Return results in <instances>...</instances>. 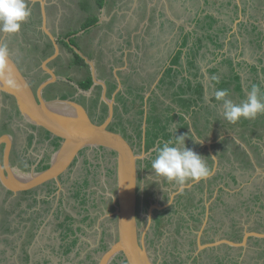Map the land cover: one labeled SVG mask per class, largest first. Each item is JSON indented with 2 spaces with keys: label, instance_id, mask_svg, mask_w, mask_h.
Segmentation results:
<instances>
[{
  "label": "rangeland",
  "instance_id": "obj_1",
  "mask_svg": "<svg viewBox=\"0 0 264 264\" xmlns=\"http://www.w3.org/2000/svg\"><path fill=\"white\" fill-rule=\"evenodd\" d=\"M220 1L209 2L203 8L202 2L195 0V21L198 18L201 20L200 23H195V30L201 28V31L205 33L221 32L222 39L228 36L231 30L228 24H234V20L238 17V10L235 13L236 10L228 7L227 0ZM233 1L245 6V16L250 15L252 21H257L256 17L259 16L258 28L263 34H261L262 36L259 39L261 43L258 46H263L264 0H256L257 3L253 0ZM207 13L214 15L215 22L211 28L205 26L206 29H204L202 25L208 17ZM207 22H211V19H208ZM59 23L61 30L65 29L66 23L63 22V19ZM39 26H41V20L36 18L31 11L30 17L22 24L19 32L11 34L0 32V41L16 57L31 78L37 81L36 83H41L42 79L49 77L43 69L42 62L49 58L53 52L52 46L49 43L45 44V41H49V36ZM170 26L171 29L174 27L172 24ZM239 26L237 25V31L239 28L243 31L244 27ZM255 34L256 32L247 31L245 35L241 36L240 40L235 39L237 35L232 37V43L236 46L244 45L245 56L248 54L247 57H250V59L256 54L250 49V46L255 44L251 41L254 39ZM143 36V40L141 39L142 36H139L138 40L142 42L141 46H145V50L140 49L135 55L130 56V66L137 70L136 75L134 78H122L125 89L116 94L118 95L116 100L118 107L114 111L115 123L112 126L113 130L119 131L124 136L126 135L130 141L136 142L135 151L141 156L138 164L140 178L137 216L141 231L148 225L147 213L150 205L159 203L165 208L169 204L171 194L181 186L175 181L169 182L166 178L156 175L151 168L152 160L156 157L163 142L172 140L175 144L176 135L185 136L184 143L179 145L180 147L187 146L193 150L195 122H198V118L202 117L201 111L196 113L193 109L195 104L184 105L183 103V98L195 97V83L192 84L191 78L182 79V81L181 78L176 81L173 78L174 81L172 84L169 83L170 86H168V81L165 78L164 81L160 82L155 92L152 93V99L149 101L145 99L144 95L149 91L147 88L155 82L160 74V62H163L166 57L169 60L171 54L174 53L172 49L175 46L176 37L170 33L168 28V47L165 50L163 48L160 50L159 46L163 45L166 38L164 33L160 34L158 30L152 28ZM84 37H86L85 34L78 35L76 41L83 43ZM88 37L91 38L93 43H91V48L85 47L86 51H90L98 63L103 64L105 63L103 60L107 56L110 55L115 58V55L119 53L116 51L115 54L114 51L110 50L107 42L96 44L94 42L96 37L102 39L100 34H92ZM115 38L121 39L118 35ZM76 41L75 43H77ZM111 45L116 46L113 41ZM69 46L72 47L73 45ZM213 49L211 47L208 51L211 57ZM203 52H206L205 48L198 51L197 54ZM230 52L232 54L238 53L233 48ZM259 53L263 55L261 63L264 65V48ZM60 55L55 58L56 60L47 63V66L58 71V78L64 79L65 82L68 74H72L74 81L83 77V74L77 72L81 66L75 63L74 55L64 44L61 45ZM115 62L116 67H122L120 60ZM222 72H227V68H222ZM121 76L124 77V74H121ZM109 79L114 81L116 78ZM180 81L181 83L177 85L176 82ZM66 87L68 88L67 84ZM115 90L116 86L112 85L109 96ZM215 91L216 89L210 88L201 102L202 105L210 104L211 118L222 116L223 111L222 102L215 99ZM55 93H64L63 88L58 87ZM83 93L88 97L91 92L83 91ZM139 95L142 97H139ZM80 100L85 102L87 99L82 97ZM3 106H7L5 100L4 104L0 101V112H2ZM172 106L176 108L171 110L170 107ZM95 107L94 104L91 105L93 118L103 121L107 115V108L104 107L103 114L99 116ZM152 108L155 110L151 111ZM8 110L3 109L4 116L9 117L11 115ZM174 114L176 115L175 118L170 119L172 121L164 125L165 121H168V118ZM8 117H6V120L9 119ZM146 134L149 136V140L152 137L154 140L149 141L150 143L143 149L139 141L143 140ZM27 135L29 136V134ZM211 136L216 137L217 135L214 133ZM258 143H260V146L256 148V159L258 160L259 170H252L247 166L243 160L245 158L240 153H236L238 157L234 162L223 161L227 159V156H224L221 162L218 159V169L215 175L207 180L195 183L194 187L186 194L175 196L174 203L170 204L171 206L167 210L163 211L162 208L160 211L155 212L145 233V242L156 263L264 264V242L262 239L250 238L246 247H235L234 249L227 245H219L216 248L199 250L196 241L197 232L203 226L206 207H209L211 211L207 226L203 228V243L222 238L240 241L245 230L264 231V135L258 140ZM233 144L230 139L222 140L216 143L215 149L220 153H226L228 147L235 148ZM205 149L204 146L202 150ZM203 151L200 154L206 161L208 156L203 155ZM53 152V149L50 150L49 155L46 156L47 164L51 162ZM81 154L84 157L77 165L82 169H77V166L73 165L72 174L75 176V181L79 180L81 185L84 184L82 187L89 185L87 195L85 196L84 193L77 190V187H80L79 183L72 185L69 179L64 180L63 183L61 182V186L58 185L60 188L57 190H55L54 181L51 182L49 186V191L52 192L50 201L46 200L38 204L41 210H34L35 213L30 214L34 224L33 232L29 235V239H26L23 249L20 250L17 247L15 251L8 252L10 260L12 259L17 264H98L102 253L117 238L115 233L116 216H112L115 210L114 196L117 189L116 155L108 153L105 156L99 150L89 151L87 149L82 150ZM89 157L97 162L93 163L94 174L96 175L94 177L83 169L85 166H89V160H87ZM206 163L211 172L215 167L214 162L209 159ZM88 175L90 181L84 182ZM191 181L196 180H188L184 185ZM18 199L22 200L23 197ZM83 200L84 202L81 203ZM37 203H31L29 208L33 209L32 207L35 206L37 208ZM7 208L11 209L9 205H7ZM7 208L5 199L0 200V264H3V261H8L2 247L5 246V238L9 236L4 235L6 232L1 230L6 225L3 217L4 213L7 212ZM18 211L19 207H15L7 215L8 218L11 215L9 232L12 231L22 236L25 234V226H22L21 221L17 222L16 220L15 215ZM19 236L16 238H19ZM111 264L126 263L121 256H118Z\"/></svg>",
  "mask_w": 264,
  "mask_h": 264
},
{
  "label": "crops",
  "instance_id": "obj_2",
  "mask_svg": "<svg viewBox=\"0 0 264 264\" xmlns=\"http://www.w3.org/2000/svg\"><path fill=\"white\" fill-rule=\"evenodd\" d=\"M199 1L202 2L203 8L209 2H213V3L216 2V0H199ZM227 1L229 5L228 7H232V9L236 10L235 13H237L238 10V17L234 20L233 25L228 24L231 30L228 36L227 37L225 36L224 39H222L220 36L221 32L214 31L219 36V38H217L218 42L222 43L221 47H217L216 42L214 43L209 40L208 41L205 40V42L200 41L203 32L201 31V28L200 30L199 29L195 30V23L201 22L199 18L197 19V21H195V0H104L103 3L100 2L99 0H26L27 4L29 5L28 7L31 9L32 13L36 16V18L41 20V26H39L40 29L47 36H49L48 32L43 27L44 24L46 25L47 30L53 36L56 37L60 50H61V45L63 43L64 45L65 43H68L69 45H73L72 47L70 46L73 49L77 47V49L80 50L82 55L86 56L89 60L93 62L95 71L97 68L96 67L97 59L93 57L90 51H86V48H91V43H93L91 41V38L89 39L88 36H91L92 34H96V35L100 34L102 36L101 37L102 39L96 37V41H94L96 44L99 43L103 44V42L104 43L107 42V46L110 50L114 51L115 54L116 51L119 52L117 55H115L116 59L109 55L106 57L105 60H103L105 62L103 63V65L105 66L101 64V66H103V70L105 69L104 74L110 71L109 75L111 73L112 76L116 78L115 80L117 82L114 80L112 84L116 86V90L114 91L115 95L119 93V91L121 92L125 89L124 81L122 80V78H134V76L136 75L137 70L133 66L132 67L130 66V58H131L130 56L135 55L136 52L140 49L145 50V46L144 45L141 46L142 42L138 40L139 36H142L141 39L143 40L144 38L143 34H145L148 30H152V28H155L156 30L159 31L160 34L164 33L166 36L163 45L159 46L160 50L162 48L165 50L168 47L167 35L169 28L170 33L174 34V36L176 37L175 39L176 43L172 49L174 50L173 51L174 53L171 54L169 60L166 57L163 62H160V66H161V70H159L160 74L158 73L159 76L157 77L155 82L150 84V86L147 88L149 89V91L144 95L145 99L146 100L148 99V101L152 99L151 95L152 93L155 92L157 87H159L160 82L164 81L165 72L168 69V67L171 66L172 59L176 55H180V57L178 62H176L173 65L174 68L179 70V74L175 79L177 80L178 78H181L182 81V79L191 78V80L193 81L192 84L194 85L195 81L199 80L197 78L200 79L203 78L205 84V94L208 93L210 88H212L211 86L214 84V82L212 83V79L214 77H218V75L225 76L230 74V68L232 66L227 61L226 62L223 61L227 59L228 56H231L233 66L235 67L236 70L240 72L243 85L244 83L251 84V80L249 81L247 72H249L254 66H257L258 68L263 66L260 65L262 62L261 60L262 54L259 52L260 50H263L264 45L259 47L258 42H256L255 39L254 41L251 40L252 43L255 42V44L253 46H250V49L256 53L255 55H253L251 60L250 57L249 58L247 57L248 54L247 56H245L246 52L244 53V47H243L244 45L241 44L236 46V44L232 43L233 41L232 37L237 35L235 39L240 40L242 38L241 36L245 35L247 31L250 32L253 31L256 33L259 31L261 32V30L258 28L259 16L256 14L257 21H252L250 19V15L245 16V10H246L245 6H241L237 2L235 3L233 0H227ZM253 1L256 2V0ZM218 2L221 1L218 0ZM256 3L254 4L256 5ZM44 12H45V17H44ZM207 15L209 16L212 14L207 13ZM212 16L214 17V15ZM62 19L63 22L66 23V25H65V29L61 30L59 22ZM92 20H94V22L91 25L85 27V24L88 21H92ZM170 24L174 26L172 27V29L170 28L171 27ZM237 25H240L239 27L243 26L244 27L243 31L241 28H239V30L237 31L236 29ZM81 34L86 35V37H84L85 40L83 43L76 41V37H78V35ZM117 35L120 36L121 39L115 38V36ZM75 41L77 43H75ZM112 41L115 43L116 46L111 45ZM198 42H203V44L199 45L197 44ZM207 42H209L210 44H208ZM47 43H49L53 48V43L51 38L49 39V41H45V44ZM199 46H202L200 47L199 51L205 48L206 52L197 54L195 51L198 49ZM211 47L214 48L211 54L212 57L209 55L208 52L211 49ZM232 48L235 50V52L237 51L238 53L232 54L230 52ZM215 53L216 55H214ZM118 60L122 62V67L119 66L116 67L115 61ZM191 61L194 62L193 63L194 67H191V65H189V62ZM224 67L227 68V72H222V68ZM121 74H124V77L121 76ZM259 77H262L261 73L259 74ZM245 78L246 81L244 82ZM166 79L168 81V78ZM181 81L176 82V84L179 85ZM147 86L148 84L146 85V87ZM168 86H170V84ZM175 108H176L175 106L170 107L171 110ZM150 110L153 111L155 109L152 108ZM173 116L176 115L174 114ZM217 128L218 130L216 131V135H217L216 137L211 136V134H214V132L207 133L206 135L204 133V136L203 135L200 136L199 134H197V132H195V135L193 136L195 137L194 139L197 142H199L200 144L199 148H201V150L204 148V146L206 147V152L209 154L208 159L211 158L212 161L214 162V159L212 157V152H213L218 157L220 162L223 160L224 156H227V159L223 161L234 162V160L238 157L236 153L238 154L240 153L241 156H244L245 153L249 156L250 161H252L253 158L257 164L258 161L256 159L257 150H255L252 144H258L260 146V143H258V140H260V138L255 137L254 135L250 134L248 131L246 130L244 131L243 128H239V127L229 128L232 130H228L226 127L224 128L217 127ZM23 129H24V133H26L25 131L26 128L24 124H23ZM223 130H228V131H223ZM3 132H7V131H3ZM222 132H224L223 134H226V137L221 139L220 137L223 135L221 134ZM4 134L10 135V133H4ZM249 135H252L253 137L250 138ZM10 138L12 139V137ZM31 138H30L32 140L31 143H33V146L31 145L30 149L32 150L33 147L37 144L36 142L37 138H34L33 136H31ZM225 138L230 139V141L234 143L233 145L235 148L231 149L230 147H228L226 153H220L215 149V145L217 142H220ZM153 140L154 139L152 137L150 141L152 142ZM205 142H212V143L210 146H208L205 144ZM19 147H20V143L17 145V148ZM193 147L195 150V143ZM55 150H57L56 147ZM245 150L247 151V153ZM208 159L206 158V162L209 161ZM18 162L19 160L17 158L16 162L14 163V165L16 166L15 168H19V164L21 163ZM35 162L37 163L35 164ZM27 163L28 164L25 165L27 171L34 172L35 166H37L40 163V159L39 158L37 159L36 157H31V160L28 161ZM207 210L209 211V213L211 211L209 207H206L205 215L203 219H205L206 217ZM15 250L16 249L12 248V250H9V252H13Z\"/></svg>",
  "mask_w": 264,
  "mask_h": 264
},
{
  "label": "water",
  "instance_id": "obj_3",
  "mask_svg": "<svg viewBox=\"0 0 264 264\" xmlns=\"http://www.w3.org/2000/svg\"><path fill=\"white\" fill-rule=\"evenodd\" d=\"M45 17V12H44ZM44 29L48 32L54 52L42 62L43 69L49 75L38 87L31 80V76L25 71L19 61L8 51L6 57L5 69L0 70V94H7L13 98L15 105L28 124L39 127L47 134L60 141V147L54 152L49 167L34 172H22L14 170L9 164V153L11 136L4 134L0 137V143H7L4 164H0V181L5 188L14 193L21 191L36 190L49 182L55 181L61 186L60 176L68 171L73 162L80 156L84 149H106L116 155V194L114 196L115 210L112 216H116L115 233L117 238L105 250L98 264H111L114 259L121 256L126 264H158L152 258L145 242V233L152 221L155 209H162L159 203L151 204L148 208V225L144 230H140L138 222V198H139V162L141 158L129 142V140L119 131L109 127L114 117L113 103L114 99H108L106 93V83L97 79L93 62L82 55L77 47L74 50L79 53L91 66L93 80L95 83H101L104 88V100L110 105L108 117L102 123L93 121L87 109L78 101L72 98L55 97L47 99L43 93L45 88L55 82L58 78L55 70L47 66V63L54 60L61 54L58 41L44 24ZM0 45H3L0 42ZM12 83H8V79ZM92 89L89 90V92ZM226 137L223 134L220 138ZM212 142H205L210 146ZM215 162L214 169L209 175L200 180H207L217 172L218 157L212 152ZM256 170L258 165L252 158ZM8 173H5V169ZM200 180L191 181L179 186L171 194L169 204L174 201L175 196L185 188L192 187ZM168 204V205H169ZM209 211H206V217L203 226L197 232V246L203 248H213L222 244L231 247H246L250 238L264 240V231L245 230L241 241H235L228 238L216 239L213 242H202L203 228L207 226Z\"/></svg>",
  "mask_w": 264,
  "mask_h": 264
},
{
  "label": "flooded vegetation",
  "instance_id": "obj_4",
  "mask_svg": "<svg viewBox=\"0 0 264 264\" xmlns=\"http://www.w3.org/2000/svg\"><path fill=\"white\" fill-rule=\"evenodd\" d=\"M53 52H54V46H53ZM72 55H74L73 52H72ZM54 60H56V59H54ZM85 64L86 65L79 64L81 67L77 71L78 73L83 74V77H81V78H84V79L80 78V79H76L74 81V79L72 77V74H68L67 75V77L65 79V82L63 81L64 79L57 78V80L55 82L49 84L45 88L43 95L47 99H52V98H55V97H61L62 98V96H64V95L66 96L67 95V98H72V99L78 101L79 103H81L87 109V111H88V113H89V115H90V117H91V119L93 121L102 123L108 117V113H109V110H110V105L104 100V97H103V95H104V93H103L104 92L103 85L101 83H95L94 82L91 67L86 62V60H85ZM103 66H105V65H103ZM103 66H101V64L97 62V66H96L97 67L96 68L97 79H101V80H103L106 83V87L107 88H106L105 95H106V97L108 99H114L113 109L115 111L116 108L118 107L117 106V102H116V100L118 99V95H115L113 93L111 96H109L110 93H111V87H112V84H113V81L111 79H109V78H114V76H112L111 73L109 75L110 71L106 72L104 74L105 69L103 70ZM55 72H56V74L58 76V71L55 70ZM89 78L92 79V85L90 86L89 89L85 90V89L82 88V86H83V84L88 82ZM46 79L47 78L42 79L41 83L44 80H46ZM31 80L35 84L36 87H38L39 84H41L39 82L36 83L37 81H35L33 78H31ZM66 84L68 85V88L66 87ZM58 87H62L64 93H62V94L55 93V90ZM53 89H54V91H52ZM90 89H92L90 91L91 93H90V95H88V97H86V95L83 93V91H89ZM99 89H100V93H99ZM7 97H9L10 99L7 98ZM82 97H85L87 100L85 102L83 100H80V98H82ZM7 99H9L10 101L7 100ZM4 100L6 101L7 106H5V107L3 106L2 112H0V137L3 136L4 133H10V135L12 137L10 153H9V164L16 171L18 170V171H22V172H31V171H27V169L25 168V165L28 164L27 162L31 160V157H36L37 159L38 158L40 159V163L37 166H35L34 171H41V170L46 169V168H44V167H46L48 165L47 162H46V159H47L46 156L49 155L51 149L56 151L54 148L56 147L58 149L60 147V141L55 139V138H53V137H51V136H49L45 130H43V129L39 128V127L32 126V125L28 124L27 122H25L23 120L22 116L20 115L16 105H15V102L13 101V98H11V96H9L7 94L1 93L0 94V101H2L3 104H4ZM93 104L96 106L95 108H96V111H97L99 116L103 114V111L105 109L104 107L107 108V115H106V117H105V119L103 121H98V119L93 118L92 112H91V105H93ZM3 109H9L8 111H10L11 115H9V117L7 115L4 116ZM6 117H8L9 119L6 120ZM114 123H115V121H114V118H113V120L109 124V127L111 129H112V126L114 125ZM23 124L25 125L26 133H24V129L22 127ZM22 130H23V133H22ZM3 131H7V132H3ZM29 131H31V132H29ZM27 134H29V136L31 134V136H33L34 138H37V140H36L37 144L33 147L32 150L30 149L31 145L33 146V143H31L32 142V140H31L32 138H31V136L29 137ZM25 135H27V136H25ZM125 137H126V135H125ZM126 138L129 140V142L134 147L136 142L135 141H130V139L128 137H126ZM148 138H149V136H147V134H146V137L143 140L139 141L140 142V146L143 147V149L147 147L148 143H150L149 142L150 140ZM19 143H20V147L17 148V145ZM6 147H7V143L5 141L0 143V164H2L4 167H5L4 157H5ZM134 149H135V147H134ZM87 150H89V151H98L99 150V152L103 153L104 155L105 154L107 155L108 153H113V152H110L109 150L98 149V148L87 149ZM83 157L84 156H82V154H81L73 162V164L70 166L68 171L60 176V180H61L62 183H63L64 180H67V179H69L71 181L72 185H74L76 183H79V180H77V181L74 180L75 176L72 174L73 173L72 172V166L76 165L77 169H82V167H78L77 164L80 162V160ZM17 158L19 160L18 163H21V164H19V168H15L16 166L14 165V163L16 162ZM87 160H89V166L87 165V167L85 166L83 169H85L88 173H90V175H92L94 177L96 175L94 174L93 163H97V162H95V160H92L90 157ZM139 160H138V162H139ZM83 161H84V159H83ZM36 163L37 162H35V164ZM70 169H71V171H70ZM5 173H8L6 169H5ZM83 173H84V171H83ZM87 177L88 178L85 179L84 182L90 181V179H89L90 176L88 175ZM139 178H140V173H139ZM50 183L51 182H49V183H47V184H45L43 186H40L36 190H31V191H28V192L27 191H21V192H18V193H14L12 191H9L7 188H5L3 186V184L1 183V181H0V196H2L0 198V200H4L5 199L6 208H7V205H9V207L11 209H13L15 207H19V211L16 213L15 217H16L17 222L21 221L22 222V226H25V234H23L22 236H19L16 233H13L11 231V229H10L11 232H9V228H10L9 223H10L11 215L9 216V218L7 217V215H8V213L11 212V209H8V208L6 209L7 212L4 213V217H3V219L5 220V224L6 225L1 230H4L6 232V234H4V235L9 236V237L5 238V246L2 247V248H4L3 249L4 253L7 256V257L6 256H4V257H6L8 259V261L7 262L3 261V264H17V262L13 261L12 259L11 260L9 259L8 252H9V250H12V248L13 249H17V247H18L20 250L23 249V246H24V243H25L26 239H29V235L33 232L32 228L34 227V224H33L32 220L30 218V214H34L35 213L34 210H38V211L41 210V208H39L40 205H38V204H40L42 202H45L46 200L50 201V195L52 194V192L49 191ZM54 184H55V190L60 188L55 181H54ZM79 185H80V187H77L78 188L77 190L80 193L81 192L84 193V195L86 196L88 191H89V187H88L89 185L87 187H82L84 184L81 185L79 183ZM194 185L192 187H194ZM192 187L183 189L176 196L178 197L181 194H186L187 192L190 191V189ZM29 195H31V197H29ZM20 197H23V199L19 200L18 198H20ZM55 197H56V195H55ZM26 200L29 201V202H27ZM36 202H38L37 203L38 207L35 208L36 207L35 206V207H32L33 209H30L29 207H31V206H29V205H31V203H36ZM83 202H84V200L81 201V203H83ZM172 203H174V201ZM58 204L60 205V202ZM55 206H53V208H55ZM170 206H171L170 204L167 205L165 208H163V211L167 210V208L170 207ZM156 211L158 212V211H160V209H155L154 212H153V216H154ZM24 214H26V215H24ZM18 217H19V220H18ZM13 235H14V237H13ZM18 236H19V238H16ZM202 239H203V236H202ZM222 245H226V244H222ZM227 246L229 247V245H227ZM213 248H216V247H213ZM234 248L235 247H233V249Z\"/></svg>",
  "mask_w": 264,
  "mask_h": 264
},
{
  "label": "clouds",
  "instance_id": "obj_5",
  "mask_svg": "<svg viewBox=\"0 0 264 264\" xmlns=\"http://www.w3.org/2000/svg\"><path fill=\"white\" fill-rule=\"evenodd\" d=\"M30 15L31 9L26 0H0V32L10 34L19 32ZM7 55V47L0 45V70L5 69ZM7 82L12 83V80L9 78ZM228 94L227 89H219L214 93L215 99L222 101V116L229 123H237L242 117L254 119L257 115L264 114V99L259 96L257 85H252L246 100L240 104L228 99ZM184 140V135H176L175 144L172 140L163 142L151 162V168L156 175L181 185L188 180L205 178L210 172L201 154L187 146H179L184 143Z\"/></svg>",
  "mask_w": 264,
  "mask_h": 264
},
{
  "label": "trees",
  "instance_id": "obj_6",
  "mask_svg": "<svg viewBox=\"0 0 264 264\" xmlns=\"http://www.w3.org/2000/svg\"><path fill=\"white\" fill-rule=\"evenodd\" d=\"M99 1L102 3L104 2V0H99ZM208 19H211V22H207ZM93 22H94V20L88 21L85 24V27L88 25H91ZM204 22L205 23L203 25V28H205V26H209V28H211L213 23L215 22V18L212 15H209L205 19ZM261 34H262V32L259 31L254 35V39L256 42H258V44L261 43V42H259ZM217 38H219V36L214 31L207 32V33L203 32L200 41L205 42V40H209V41L214 42V43L216 42L217 47H221L222 43L218 42ZM254 39H253V41H254ZM203 42H198L197 44L200 45V44H203ZM65 45L74 53L75 63L86 65L85 60L73 48H71L68 43H65ZM200 47H202V46L198 47V49L195 51L196 53H198ZM214 55H216V53ZM179 57H180V55H176L173 57L171 66L168 67V69L165 72V78H168V81L171 84L173 83L174 79L177 78V76L179 74V70L173 67V65L176 62H178ZM261 60H263V59L261 58ZM223 61L224 62L227 61L232 66L230 68V74L225 75V76L218 75V77H215L216 79L213 78L212 83L214 82V84L211 86L213 89H216V90L227 89L228 93H229L227 98L231 99L236 104H240L242 101L246 100L247 94L250 92L252 85H257L259 88V96L261 97V99H264V83H263L264 82V65L261 66L260 68H258L257 66L252 67V69L249 72H247L249 81L251 80V84L244 83V85H243L240 72L238 70H236L235 67L233 66L231 56H228L227 59H225ZM193 63H194L193 61L189 62V65H191V67H194ZM260 65H262V63ZM213 70H215V69H213ZM260 73H261L262 77H259ZM195 79H196V77H195ZM197 79H199V80L195 81V97H190V98H185V99L183 98L184 102L182 101L184 103V105H190L191 103L195 104V112L196 113H198L199 111L202 112L203 119H202V117H200V118H198L199 121L195 122V132H197V134H199L200 136H202V135L204 136V133H205V135L207 133H210V132L216 133V131L218 130L217 127H223V128L224 127H228V128L239 127V128H243L244 131L245 130L248 131L250 134L254 135L257 138L263 137V135H264V133H263L264 132V114H259L254 119H244L242 117L237 123H234V124L226 121L223 118V116H217V117L211 118L212 112L209 109L210 104H207V105L201 104V102L204 99V95H205L204 80H203V78L202 79L197 78ZM245 81H246V78L244 79V82ZM91 85H92V79L89 78L88 82L83 84L82 88L87 90L90 88ZM245 85H246V88H245ZM139 97H142V96L139 95ZM62 98H64V99L67 98V95L62 96ZM219 102H222V101H219ZM172 118L174 119V116L169 117L168 121H165L166 123L164 125L168 124L169 121L171 122L173 120ZM170 119H172V120H170ZM252 135H249L250 138L253 137ZM224 140H228V139L225 138ZM199 146H200L199 142H197L195 140V151L200 154L203 150H201V148H199ZM252 146H254L255 149L259 147V145H257V144H252ZM203 155L209 157V154L206 152V149L203 151ZM243 157L245 158V159H243L245 164L247 166H249L252 170H255L254 164L252 163V161H250L249 156L244 153ZM210 160H212V159L210 158ZM257 241H261V240H257ZM262 241L264 242V240H262ZM73 244H74V242H73Z\"/></svg>",
  "mask_w": 264,
  "mask_h": 264
},
{
  "label": "bare ground",
  "instance_id": "obj_7",
  "mask_svg": "<svg viewBox=\"0 0 264 264\" xmlns=\"http://www.w3.org/2000/svg\"><path fill=\"white\" fill-rule=\"evenodd\" d=\"M153 258V257H152Z\"/></svg>",
  "mask_w": 264,
  "mask_h": 264
}]
</instances>
